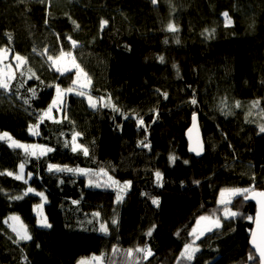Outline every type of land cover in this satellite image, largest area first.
<instances>
[{
  "label": "trees",
  "instance_id": "trees-1",
  "mask_svg": "<svg viewBox=\"0 0 264 264\" xmlns=\"http://www.w3.org/2000/svg\"><path fill=\"white\" fill-rule=\"evenodd\" d=\"M0 47L24 59L8 88L0 87V131L53 149L37 159L0 140V264H77L94 254L104 264H126L137 249L152 255L135 264H259L248 242L255 206L242 196L227 205L236 217L198 240L189 233L201 216L221 218V190L264 189V0H0ZM62 52L91 80L87 94L119 112L99 103L93 109L70 92L41 122L57 85L77 88L74 71L61 75L50 64L48 57ZM244 104L259 107L258 114ZM193 113L204 140L199 157L188 153L185 137ZM34 124L39 135L29 131ZM75 132L81 150L73 153ZM22 163L27 178L6 174ZM49 164L104 169L131 186L117 204L114 187L49 172ZM38 192L51 227L37 224ZM10 214L22 219L30 240L16 237L5 222ZM185 244L199 248L191 261L181 257Z\"/></svg>",
  "mask_w": 264,
  "mask_h": 264
},
{
  "label": "snow or ice",
  "instance_id": "snow-or-ice-1",
  "mask_svg": "<svg viewBox=\"0 0 264 264\" xmlns=\"http://www.w3.org/2000/svg\"><path fill=\"white\" fill-rule=\"evenodd\" d=\"M153 4L156 3V0H152ZM225 17V26H230L232 24L231 19L228 16V13L225 12L224 14ZM107 24L106 20H102L101 21V28L103 29V27ZM168 30L171 32H177L178 29L172 25L169 24L168 25ZM70 39V38H69ZM72 44L75 46L76 42L73 40L71 41ZM176 43L179 44L180 40L177 39ZM5 50H0V59H3V52ZM64 53H61V57L58 58H53L52 56H49L48 59L53 61V66L55 67L57 72H60L61 75L67 73L68 71H70V69L68 67H61L60 64L58 63V60L61 59L63 57ZM16 60L18 61H22L23 58L20 56H16L15 57ZM161 60V62H163V57L159 58ZM73 67H75L77 69V79L73 81V85H79V89L77 90V88L73 87V88H68L66 90L61 89L58 85L56 86V95L53 98L51 104L49 105V109L48 111L44 112L43 115L40 117L41 122L43 121L44 118H51L50 113H51V109L53 107H56L57 109H59V106L62 103V96L65 93L68 92H73L75 91L77 95L82 96V97H86V99L88 100L89 106L93 109H96L99 103L100 107H113L114 111L119 112L118 108H114V106L111 104V101H104V98L101 97L100 101H94L93 97L91 95L87 94V89L91 84V80L88 79L85 76L84 81L81 83L80 82V77L81 75H83V71L82 69H80L79 65L75 63V61H72ZM10 79V77H9ZM8 83L4 82L3 80H0V87L7 89L8 88ZM33 95L35 96V92H33ZM165 98H167V94L165 93ZM25 103H27V101H25ZM191 103L193 105H195L197 103V100L195 98H193L191 100ZM258 103V102H257ZM237 106H239V103H237ZM225 115H228V113H225ZM130 117H125V119H128ZM196 120V114L193 113V121ZM136 123H137V127H143L145 128V131H147V128L144 124V120L142 117H136ZM29 131L33 134V135H39V133L37 131H34L33 128L30 126ZM191 131V130H190ZM259 132L260 133H264V124H262L259 127ZM81 135V133L79 132H75L73 134L72 137V148L71 151L73 153L78 152L79 150H81V146L78 145L76 143V139L77 137H79ZM4 139H8L11 140L12 138L9 136V134L7 132H4L2 134H0V140H4ZM11 147H15V148H22L24 149L25 153L27 155H31L36 157L37 159H39V157L41 156H45L48 153L52 152L53 149L49 148V147H45V146H41V145H25V144H20L15 140H12V143L10 145ZM65 146L67 147V143L65 144ZM143 148H149L150 145L148 143H143L140 145ZM29 149H39V151H29ZM192 152H195L197 155H200L201 152L203 151V147L202 145L199 143V141H197L196 145L194 147H190L189 149ZM83 154L85 156L89 155V151L87 148H83L82 149ZM173 158L170 157V160H172ZM185 164L188 163V161L184 162ZM48 171L49 172H65V173H73V174H79V175H83V176H88V185L92 186V187H96V188H100V187H108V188H112L114 187L116 190V197H115V202L117 204H119L120 202H122L125 198V194L127 193L128 189L131 186V182L130 181H125L123 184H120L119 181L113 179L112 176H109L108 173L106 171H104V169H101L99 173H95L93 172L91 169H84V168H72V167H68L67 165L61 167L59 165H55V164H49L48 165ZM23 173H24V164H20L19 166V174L15 175V179L17 180H21L23 179ZM3 173H0V175H2ZM9 176H13L12 172H8L6 173ZM29 177H31V173L28 174ZM95 176L96 179H93L92 177ZM101 176H105L107 177V180L104 181L103 183L100 182V177ZM155 177L157 182L159 183L162 179V174L157 171L155 173ZM61 183H63V181H61ZM195 183H199V181H195ZM35 190L33 188H28L27 192H34ZM27 194V193H26ZM36 195L40 196L42 198V200L44 201V203H46V198L44 197V193L43 192H38L36 193ZM227 196V198H225ZM237 196H242L243 199L245 201L249 200V199H254L256 200V203L260 206L259 209V213H258V218L256 220V224H257V228L260 229L261 231V242L258 243L256 236L257 233L255 231H253L252 236L253 239L251 241L252 245L256 248V251L259 253V258H260V264H264V191H256L254 188H231V189H223L220 192V199H218L217 203L220 205H224L225 209H224V218L225 219H230L232 217L237 216L239 213L231 211L230 209L227 208V205L232 203V198L237 197ZM21 197H16V199H20ZM73 203H76V201H73ZM151 203L153 205L158 206L159 205V199L158 198H153L151 200ZM43 205H39L37 206V224L42 226V227H51V225L49 224L46 216H44L43 213ZM94 216H99V213H94ZM10 219H12L13 221H19V217L18 216H13ZM249 219H251V217H249ZM208 220L210 222V226L205 229L204 231L199 232V234H197V230L194 228L193 231L191 233H189L190 236H195V239L198 240L200 239V237H202L205 234V231H212L213 228H220L221 227V221L220 219H211L210 217H206V216H201L199 217V219L197 220V224H199L201 221H205ZM111 223L113 225L117 224V220L113 219L111 221ZM155 227V226H154ZM13 231L16 232V235L18 237L19 240H30L31 237L28 235L27 230H25L23 228V225H20L19 230L16 227H13ZM100 231L101 232H107L108 228L104 225L101 224L100 225ZM148 236L152 235V230H150L147 233ZM192 244H195V240H193ZM137 251H145V249H137ZM199 251V248H194L192 247V245L190 244H185L184 245V250L181 252V257H185L187 260L191 261L193 259V256L196 252ZM129 254H131V250H129ZM148 255H152L151 251L147 252ZM249 260H253V257L251 255H249ZM79 264H87V262L85 261H80Z\"/></svg>",
  "mask_w": 264,
  "mask_h": 264
},
{
  "label": "rangeland",
  "instance_id": "rangeland-1",
  "mask_svg": "<svg viewBox=\"0 0 264 264\" xmlns=\"http://www.w3.org/2000/svg\"><path fill=\"white\" fill-rule=\"evenodd\" d=\"M225 12H223L222 13V18H223V21H224V24H225V17H224V14ZM230 18V17H229ZM231 19V18H230ZM231 21H232V19H231ZM0 50H5L4 52H3V59H0V80H3L4 82H6L7 83V81L8 80H10L11 79V77L13 76V72H14V70H15V68H14V65H16L17 66V68H19V66H21L22 64H23V61H24V59L22 60V61H18V60H16L15 59V57L16 56H20V55H17V54H14V55H12L11 54V52H10V50H8V49H6V48H4V47H0ZM21 57V56H20ZM58 57H61V54L59 55V56H57V57H55V58H58ZM23 58V57H22ZM54 58V59H55ZM72 61H75V63L77 64V62H76V60L74 59V57H73V55L69 52V53H64V55H63V57L61 58V59H59L58 60V63L60 64V66L61 67H68L69 69H70V71H74L75 72V80L77 79V69L75 68V67H73V64H72ZM50 64H51V66L55 69V67L53 66V61H51L50 60ZM15 66V67H16ZM80 67V66H79ZM80 69H82L81 67H80ZM82 71H83V75H81V77H80V82L82 83L83 81H84V79H85V76L87 77V75H86V73L84 72V70L82 69ZM9 77H10V79H9ZM88 78V77H87ZM77 88H79V85H75ZM63 90H66V89H63ZM73 92H75V91H73ZM68 93H70V92H68ZM68 93H65L64 95H66V94H68ZM55 95H56V91H55ZM55 95H54V97H55ZM64 95L62 96V97H64ZM86 98V97H85ZM87 100V99H86ZM93 100L94 101H98V98H95V97H93ZM87 102H88V100H87ZM51 104V103H50ZM89 104V103H88ZM245 107H249V108H251L252 110H254V112H256V114H258V112H259V107H257V108H255V107H253V106H251L250 104H248V105H242V108H245ZM56 107H53L52 109H51V113H50V116H51V118L53 117V113H52V110L53 109H55ZM48 109H49V106H48V108L44 111V112H46V111H48ZM57 109V108H56ZM58 112L60 111V108L57 110ZM31 127L33 128V130L34 131H36V125L34 124V125H31ZM4 132H6V131H0V134H2V133H4ZM8 133V132H7ZM31 133V132H30ZM9 134V133H8ZM32 134V133H31ZM9 136L12 138L11 140H8V139H5L6 140V142L9 144V145H11V143H12V140H15V141H17L18 143H20V144H25V145H41V146H45V147H48V146H46V145H43V144H38V143H26V142H22V141H19V140H16V139H14L10 134H9ZM20 149H22V148H20ZM23 151H24V149H22ZM39 151V149H29V151ZM20 166V165H19ZM19 166H18V171L16 172V173H13V176H15L16 174H19ZM25 178H27V176H25V169H24V173H23V179H25ZM114 179V178H113ZM116 180V179H115ZM118 181V180H117ZM121 184V183H120ZM33 193H35V191L33 192ZM44 197H45V195H44ZM225 198H227V196L225 197ZM219 199H220V194H219ZM44 201L43 200H41V202L40 203H38V204H36L35 206H34V212H35V214H36V216H37V211H36V209H37V206H39V205H43L44 206ZM228 209H230L231 211H234V210H232L231 208H229V207H227ZM43 210V209H42ZM235 212V211H234ZM43 213H44V210H43ZM13 216H18V215H16V214H10L8 217H6V219H5V222L9 225V227L11 228V230L13 231V227H16L18 230H19V228H20V225H23V228L25 229V230H27V228H26V225L23 223V221H22V219L20 218L19 219V221H13L12 219H10L11 217H13ZM45 216V215H44ZM236 217V216H235ZM232 218H234V217H232ZM223 219H225L224 218V212H223V214H222V216H221V218H220V220H223ZM208 220H205V221H201L199 224H196V226H194V228L195 229H197L198 228V230H204L206 227H207V225H208ZM40 226V225H39ZM193 228V229H194ZM193 231V230H192ZM13 233L16 235V232L15 231H13ZM27 233H28V231H27ZM16 237H17V235H16ZM18 238V237H17ZM192 247H194V248H198L196 245H194V246H192ZM144 253H147V251H136V252H131V254H127V256H126V258H125V262H126V264H135L136 262H138L139 260H140V257L144 254ZM80 261H85V262H87V264H104V262H103V258H102V255L101 254H94V255H91V256H88V257H84V258H81L78 262H77V264H79V262Z\"/></svg>",
  "mask_w": 264,
  "mask_h": 264
},
{
  "label": "water",
  "instance_id": "water-1",
  "mask_svg": "<svg viewBox=\"0 0 264 264\" xmlns=\"http://www.w3.org/2000/svg\"><path fill=\"white\" fill-rule=\"evenodd\" d=\"M185 137H186V141H187L188 153L195 156V157L201 156L204 152V140H203V136H202V133L200 130L199 120H198L197 114H196V120L195 121H193V115H192L190 125L185 132ZM197 141H199V143L203 147V151L201 152L200 155H197L195 152H192L189 150L190 147H194L196 145ZM256 191H264V189L256 190ZM248 201L253 203V205L255 206V212L253 215L252 227H251V230L249 233L248 242H249V246L255 251V254H256L257 258L259 259V264H260L259 253L256 251V248L251 243V241L253 239V236H252L253 231H255L257 233V236H256L257 242L258 243L261 242V231H260V229L257 228V224H256V220L258 218L260 206L256 203V200H254V199H249Z\"/></svg>",
  "mask_w": 264,
  "mask_h": 264
}]
</instances>
